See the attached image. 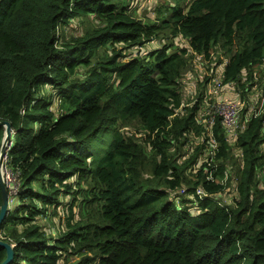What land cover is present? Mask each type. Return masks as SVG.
Returning a JSON list of instances; mask_svg holds the SVG:
<instances>
[{
  "label": "trees",
  "instance_id": "obj_1",
  "mask_svg": "<svg viewBox=\"0 0 264 264\" xmlns=\"http://www.w3.org/2000/svg\"><path fill=\"white\" fill-rule=\"evenodd\" d=\"M172 7L145 22L125 0H0V121L19 180L0 223L8 264H264V112L243 106L231 141L217 115L207 132V77L182 105L192 50L221 54L214 88L233 83L247 99L264 63V0ZM53 217L54 232L40 222Z\"/></svg>",
  "mask_w": 264,
  "mask_h": 264
},
{
  "label": "rangeland",
  "instance_id": "obj_2",
  "mask_svg": "<svg viewBox=\"0 0 264 264\" xmlns=\"http://www.w3.org/2000/svg\"><path fill=\"white\" fill-rule=\"evenodd\" d=\"M126 3H128L129 8L131 9V11L142 21H155L160 14L161 15H165L167 16L172 10H173V5H175V7H181L184 5H187L190 0H125ZM160 12H159V10ZM92 19V18H90ZM89 22V19H87V17L83 16L80 19H78L77 17L73 18L70 23L68 25H66V31L68 34H72V33H78L80 32L85 25ZM62 31V29H61ZM160 42H162L161 40H159ZM158 44H155V41H149L146 42L142 48H144L141 52H144V50L146 49H151L153 47H155ZM100 54L102 56H107L111 53V46H107L105 48L99 49ZM190 58H192V56H190ZM264 65V63H263ZM261 65H256L253 67V77L252 79L255 80L254 83H252V85L249 86H245V88H247L246 93L249 94L250 96H252L253 98L258 95L259 98L258 100L261 99V95H263L264 98V88L261 86L260 84V78L262 76V74L264 73V66ZM186 73V72H185ZM199 73L201 74V71L199 70ZM214 77H216V73H213ZM218 79L221 80V77L219 76ZM212 89L214 88V85L211 87ZM223 93L226 92H222ZM50 92H46V96H49ZM226 95V94H224ZM187 98H190L188 95L186 96ZM52 99L54 100V102H57V99H55L54 94L52 95ZM192 101V100H191ZM190 100L186 99L183 102V106H189L190 104L192 105L193 103H191ZM239 101V100H238ZM242 103V107L244 106L243 102ZM264 106V104H263ZM204 109L206 110V106L204 105ZM240 119L241 122H243V113L240 110ZM138 123V122H135ZM126 133L130 134L132 137H137L140 138L144 135V132L142 131H136L134 128H130L128 126H126ZM262 148L264 149V144L262 145ZM209 150V146L206 148L205 150V155L208 154ZM232 161H234V158H232ZM232 187V186H231ZM181 195H186V194H177L176 197H180ZM173 200H175V197L172 198ZM17 203V198L14 200L13 202V206L10 207L9 209L13 208ZM61 217H64V214L62 211L59 212ZM54 221V222H53ZM40 222L44 225H46V229L52 232H54L56 230V228L58 226H61L60 220L57 219V217H53L52 220L47 219V218H40ZM57 224V225H56Z\"/></svg>",
  "mask_w": 264,
  "mask_h": 264
},
{
  "label": "crops",
  "instance_id": "obj_3",
  "mask_svg": "<svg viewBox=\"0 0 264 264\" xmlns=\"http://www.w3.org/2000/svg\"><path fill=\"white\" fill-rule=\"evenodd\" d=\"M178 41L179 44L181 45H185L186 41L184 38L182 37H175ZM174 38V39H175ZM192 65L187 69L186 73L184 74V76L182 77V84H183V88H182V92H183V102L186 99H193L196 95V93L198 92V83L204 78L207 77V84L205 87V92H210L212 90V86L213 85H218V83L220 82V79H218V77H221V73L223 71V67L225 65V62L221 63V64H217L216 63V57H212V59L210 61H206V60H202L201 57L199 56H195L194 54H192ZM199 70L201 71V74L199 73ZM213 72H216V77H214ZM210 75H213L212 77H208ZM246 78L245 73H242L241 75V80L243 81ZM214 90H216L215 93H209L211 95H215L217 96V98L223 99V100H239L240 97V92L237 91L236 85H234L233 83H224L222 85H220V89L215 88ZM222 92H226L223 93ZM226 94V95H224ZM189 96L190 98H187L186 96ZM205 96L203 97V103L201 104L200 107V112L204 113V105L205 101L210 98V96ZM259 96L256 95L254 98L252 96H250L249 94H247V99L242 101L244 103V106L248 107L247 113H251L252 109L254 107H257L259 104L257 102ZM182 102V105H183ZM191 103H193V100L191 101ZM207 109V106H206ZM231 141H233L232 136H230ZM226 197V201L230 202L231 198H230V194L227 195H223Z\"/></svg>",
  "mask_w": 264,
  "mask_h": 264
},
{
  "label": "built area",
  "instance_id": "obj_4",
  "mask_svg": "<svg viewBox=\"0 0 264 264\" xmlns=\"http://www.w3.org/2000/svg\"><path fill=\"white\" fill-rule=\"evenodd\" d=\"M181 37V36H179ZM184 38V37H182ZM185 39V38H184ZM185 41H187L185 39ZM175 44H179V41H177ZM180 46H184L179 44ZM191 54H194L196 56L201 57L198 53L195 51H191ZM219 60L216 61L217 64H221L225 62V58L222 57V55H219ZM202 59V57H201ZM192 61V60H191ZM193 63V62H192ZM216 73V72H213ZM216 90L212 89L210 92H205V96H209L211 94L209 93H215ZM205 104L207 106V112L209 114L208 117L204 118L206 119L210 125H206L207 132L211 134L210 129L212 125L215 122V116L217 115L220 118L221 125L224 128V131L229 135V136H234L236 130L239 127H242V123L245 122L247 119L244 118L243 122H241L240 119V110L242 108V103H240L237 99L234 100H223L220 98H217L216 94L211 95L210 98H208L205 101ZM264 103L259 104L257 107L252 109L251 113L253 116L258 115L261 112H264ZM263 124H264V119H263ZM216 148V143L215 140L213 139V142L209 144V150L208 152H212ZM2 177L7 180V189L10 191H17L19 188V184L17 183L18 180V173L14 172L12 170H4L2 173ZM207 178H211V176H208ZM198 195H202V191L200 189L197 190Z\"/></svg>",
  "mask_w": 264,
  "mask_h": 264
},
{
  "label": "water",
  "instance_id": "obj_5",
  "mask_svg": "<svg viewBox=\"0 0 264 264\" xmlns=\"http://www.w3.org/2000/svg\"><path fill=\"white\" fill-rule=\"evenodd\" d=\"M184 46H187V45L185 44ZM5 124H6V128L4 131V135H3L1 147H0V169H1L2 159L5 153L6 147L10 143V140H11V130L9 128V124L7 122H5ZM6 190L7 189L3 183L2 175L0 172V191H1V196H2L1 207H0V223L3 221L4 217L9 211V209L6 210ZM0 246L5 248L6 250V256L0 262V264H8L13 258V248L6 240H3L1 238H0Z\"/></svg>",
  "mask_w": 264,
  "mask_h": 264
},
{
  "label": "bare ground",
  "instance_id": "obj_6",
  "mask_svg": "<svg viewBox=\"0 0 264 264\" xmlns=\"http://www.w3.org/2000/svg\"><path fill=\"white\" fill-rule=\"evenodd\" d=\"M5 122H7L9 124V122L7 120H1L0 121V124L4 126V128H6V124ZM221 123V122H220ZM9 128H10V124H9ZM11 129V128H10ZM5 131V130H4ZM14 132L11 131V140H10V143L7 145L6 147V150H5V153L3 155V159H2V165H1V169H0V172H1V175L2 173L4 172V170H11L10 166H8V151H9V148H10V145H11V142H12V135H13ZM4 135V134H3ZM3 183L7 189V180H5L3 177ZM17 183L19 184V180H17ZM19 186V185H18ZM19 189V188H18ZM18 189L17 191H10V190H6V210L9 209V206H8V202H10V200L12 199V197H14L17 193H18ZM1 201H2V196H1ZM0 207H1V202H0ZM4 220V219H3ZM2 239V238H1ZM12 248H13V243L12 242H8Z\"/></svg>",
  "mask_w": 264,
  "mask_h": 264
}]
</instances>
